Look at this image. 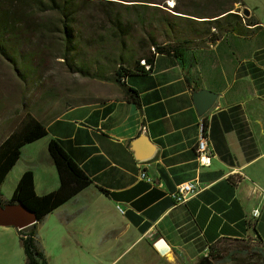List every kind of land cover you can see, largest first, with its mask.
Returning a JSON list of instances; mask_svg holds the SVG:
<instances>
[{"label": "crops", "instance_id": "obj_1", "mask_svg": "<svg viewBox=\"0 0 264 264\" xmlns=\"http://www.w3.org/2000/svg\"><path fill=\"white\" fill-rule=\"evenodd\" d=\"M255 7L233 10L249 9L242 32L190 44L182 58L157 54L149 70L128 76L139 106L107 81L89 101L44 120L47 136L23 148L5 180L12 192L28 170L38 195L58 188L51 139L93 181L36 222V244L48 264H196L210 253L214 264H248L245 254H264V9ZM202 89L217 99L200 116L194 94ZM203 122L213 152L209 167L199 165L196 153ZM140 135L154 152L138 160ZM191 180L205 188L176 202L172 193ZM0 194L10 199L1 188ZM0 264H26L18 228L0 225Z\"/></svg>", "mask_w": 264, "mask_h": 264}, {"label": "rangeland", "instance_id": "obj_2", "mask_svg": "<svg viewBox=\"0 0 264 264\" xmlns=\"http://www.w3.org/2000/svg\"><path fill=\"white\" fill-rule=\"evenodd\" d=\"M2 1L17 5L19 0ZM242 1L251 8L258 6L264 9V0ZM175 2L177 6L169 8ZM237 4L234 9L242 5ZM228 5L231 6L232 1L75 0L77 13L72 26L75 32L73 41L77 45L74 54L77 64L73 67L62 55L65 40L59 14L46 13L30 18L34 24L41 20L55 23L51 31L40 34L31 27L25 7L22 11L18 9L15 37L0 38V143L28 113L46 120L61 113L67 104L92 99L95 93L109 84L95 74L103 70L110 75L118 65L120 51L131 50L139 57L148 49L140 48L142 41L148 45L152 39L159 43L177 41L179 31L186 38L188 25L202 24L207 20L202 16H213L220 6ZM241 14L244 17V13ZM116 16L123 21L122 29L111 21ZM82 65L88 74L79 71ZM40 151L41 157L47 158L45 151ZM11 189L5 182L1 193L11 197Z\"/></svg>", "mask_w": 264, "mask_h": 264}, {"label": "trees", "instance_id": "obj_3", "mask_svg": "<svg viewBox=\"0 0 264 264\" xmlns=\"http://www.w3.org/2000/svg\"><path fill=\"white\" fill-rule=\"evenodd\" d=\"M229 1H232V5L226 7H221V5L218 10L219 12L217 11L218 13L216 12L215 15L202 16L207 17V20L203 21L202 24L188 25L187 29L189 34L188 36L186 35V38L183 34H180L183 32L179 31L180 33H178L179 36L177 37V41L159 43L155 39H152L150 45L142 41L139 43L140 48L143 50L148 48L143 55L136 57L131 50L120 51L117 62L118 65L114 71L108 75L101 70L100 73H96L95 76L100 80L113 82L119 85L125 99L139 106L141 100L139 92L135 88L128 86L125 79L134 73H145L149 70L153 66L157 54H172L178 58H182L183 53L190 44L197 42L214 43L223 36L242 32L243 16L233 10L235 4L239 3L244 5V2L242 0ZM176 6L177 3L175 2V4L169 8L173 9ZM24 7L27 17L31 22V27L33 26L34 30H37L36 32L40 34L51 31L53 28L52 25H55V23L43 22V20H41V22L34 24V20L30 18L46 13L59 14L62 19L65 40V47L62 54L63 58L67 60L70 67L77 64L74 59V54L77 52V45L75 41H73L75 32L72 26L73 22H75V14L77 13L75 0H19L17 5H12L11 3H6L1 0L0 38L9 36L10 39H12L15 37V32L18 30L15 15L18 13V9L22 11ZM132 7L133 6L128 8ZM111 21H113V24H115L118 29H122L121 24L123 21L120 16L111 18ZM249 22L252 23L253 21L249 20ZM0 46L2 47L1 42ZM78 69L88 74L83 65ZM203 125L205 129H208L205 122H203ZM47 134L48 129L44 120L28 113L20 122L19 126L0 143V188L5 182L9 172L20 159L23 148L28 144L43 139ZM48 151L59 177V186L57 189L43 195H38L35 191L34 173L28 170L20 177L10 199L3 201L0 198L1 204H23L36 215L37 222L41 221L47 214L69 201L93 183L92 179L67 153L58 140L51 139L49 141ZM35 224L20 230L26 256V264H48L44 253L36 244ZM254 256L255 259H259L258 257L264 259V254L262 252ZM209 257L212 259L210 262L208 260ZM215 262H217V256L210 253L207 258L201 259L196 264H214Z\"/></svg>", "mask_w": 264, "mask_h": 264}, {"label": "water", "instance_id": "obj_4", "mask_svg": "<svg viewBox=\"0 0 264 264\" xmlns=\"http://www.w3.org/2000/svg\"><path fill=\"white\" fill-rule=\"evenodd\" d=\"M243 13L249 15L247 8L243 9ZM217 99V94L206 89H202L194 94V101L197 112L200 116L204 115L211 109ZM135 149L138 151L136 158H148L152 156L154 152V146L152 142L145 136L140 135L135 139ZM142 153V156L138 153ZM37 222L36 215L26 208L23 204L6 203L1 204L0 201V225L1 226H13L18 229H24L32 226Z\"/></svg>", "mask_w": 264, "mask_h": 264}, {"label": "built area", "instance_id": "obj_5", "mask_svg": "<svg viewBox=\"0 0 264 264\" xmlns=\"http://www.w3.org/2000/svg\"><path fill=\"white\" fill-rule=\"evenodd\" d=\"M197 160L200 166L209 167L212 163L213 152L210 143V137L208 129L204 128L202 123L201 132L196 146ZM142 178L146 177L144 172H141ZM148 182L152 183L151 178H146ZM205 187L198 180L186 181L177 186L172 193L173 199L178 203H186L192 197L199 194ZM258 211H255L254 215L258 216ZM23 230V229H19ZM22 236V235H21Z\"/></svg>", "mask_w": 264, "mask_h": 264}, {"label": "flooded vegetation", "instance_id": "obj_6", "mask_svg": "<svg viewBox=\"0 0 264 264\" xmlns=\"http://www.w3.org/2000/svg\"><path fill=\"white\" fill-rule=\"evenodd\" d=\"M253 254H254V255H257L256 253H252V254H250V253L248 254V253H247V254H245V255H246V258L248 259V261H246V263H248V264L250 263V264H251V261H252L253 259L256 260V259H255V256H254ZM252 256H254V257H252ZM258 258L261 259L260 257H258ZM254 260H253V261H254ZM263 260H264V259H263Z\"/></svg>", "mask_w": 264, "mask_h": 264}]
</instances>
